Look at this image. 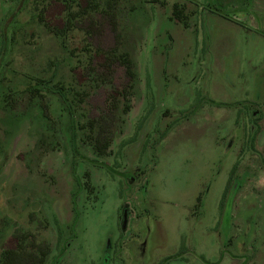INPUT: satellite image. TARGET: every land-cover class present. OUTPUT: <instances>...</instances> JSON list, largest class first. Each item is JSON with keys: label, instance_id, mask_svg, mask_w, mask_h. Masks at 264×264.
I'll return each mask as SVG.
<instances>
[{"label": "rangeland", "instance_id": "rangeland-1", "mask_svg": "<svg viewBox=\"0 0 264 264\" xmlns=\"http://www.w3.org/2000/svg\"><path fill=\"white\" fill-rule=\"evenodd\" d=\"M8 1L6 199L40 220L24 235L44 264H264V0H93L64 33L56 8V37L46 0ZM115 46L134 63L126 113L122 68L102 85L88 65Z\"/></svg>", "mask_w": 264, "mask_h": 264}, {"label": "trees", "instance_id": "trees-1", "mask_svg": "<svg viewBox=\"0 0 264 264\" xmlns=\"http://www.w3.org/2000/svg\"><path fill=\"white\" fill-rule=\"evenodd\" d=\"M72 2L75 7H77V11L74 12V14L71 15V5L69 4L70 2ZM58 4L61 5V15L64 14L66 15V17H69L70 21H66L65 19V25L64 27H60L63 30L62 33L67 32L69 29L68 25L70 23H72L73 21H79L73 25H77L80 22L86 21L87 19H89V16L91 15V11L94 12V10L97 8L94 6H98V3H96L93 0H46V4L42 7V9L39 12V15L37 16V19L39 21V23L41 25L44 26V28H46L48 31L55 33V35L61 33L59 32V30L56 29V27H53V17H55L56 15H54L55 9L59 8ZM84 4V5H83ZM96 4V5H95ZM60 9V8H59ZM53 12V13H52ZM52 13V15H51ZM101 17H106L108 19V24L109 26L112 28V30L114 31V34H116V20L114 18L113 15H109L108 13L106 15H104V13L100 14ZM69 23V24H68ZM89 23L91 25H94L92 22L89 21ZM94 29V26H92ZM92 28H88L85 32L86 35L90 36L92 35V33H88L89 30H91ZM117 46H115V48H113L112 50H109L108 52H102L99 49H95L94 51H92L91 54V58L90 60H88V65H91V63H95L96 65H98V67L100 69H98L99 71H101L99 73V75H97V79L98 82L101 83L102 85H108L109 81H110V77H111V68L114 65H118L122 68L123 73L125 78L127 79V84L121 89V92H117L116 94L118 95L119 99H120V103H122V109L124 111V113H126L128 111V105L126 104L128 102V98L131 95V91L133 90V83L135 81V72H134V63L131 60V58H129V55L123 51L117 50L116 48ZM99 59V60H98ZM94 60V61H93ZM87 69H91V67H87ZM86 69V70H87ZM111 72V73H110ZM95 80L93 79V82ZM96 83V82H95ZM110 85V84H109ZM63 91V90H62ZM58 93V92H57ZM59 97L62 99V101L64 103H66V98L64 93L59 92L58 93ZM84 95L86 94H82L81 97H84ZM113 102H115V107H116V101L113 100ZM125 105V106H124ZM113 106V109H114ZM88 127H90V129L93 127L90 123L87 124ZM104 129L106 130V125H97L96 129L97 130H101ZM101 132H98V135H100ZM104 137V136H103ZM94 139V138H92ZM90 140V138H89ZM101 141H99V139H94L92 140V149L97 153V154H103L106 149L108 148L109 144H104V141L102 143H100ZM103 145H105V147L101 148ZM101 146V147H99ZM197 202H200V199H197ZM14 255L13 257H11V252L9 253V256L7 258V264H20V259L18 256V252L14 251L12 252ZM47 251H42L40 253V257L35 255L32 251H27L25 252L24 258H23V264H43L45 261V258L47 257Z\"/></svg>", "mask_w": 264, "mask_h": 264}, {"label": "flooded vegetation", "instance_id": "flooded-vegetation-1", "mask_svg": "<svg viewBox=\"0 0 264 264\" xmlns=\"http://www.w3.org/2000/svg\"><path fill=\"white\" fill-rule=\"evenodd\" d=\"M58 6L60 9L62 8L60 4H58ZM8 8H9V1L0 0V59H1L0 60V70L2 68L1 61L3 60V57L5 56L7 52V46H8L7 44L8 38L5 35L6 34L5 29H7L6 28L7 23H4V20L6 18V14L4 10L6 11ZM60 90L61 91L59 92L61 93L63 92L65 95V92L62 91L63 89H60ZM4 95L5 96H3V92H0V107L2 111L7 112V110H11V106L10 104L6 106V104L12 103V97L8 93ZM66 100H67L66 103H68L69 100H68L67 95H66ZM25 122H23V124ZM15 129L17 128L15 127ZM12 135H15V134H9L6 137V139L0 140V157H1V161H0V264H7L6 261H7V258L10 252H11V257H13L14 254L12 252L17 251L19 259H20V264H23V258H24L25 252L32 251L35 255L39 256L42 251H47L46 245L41 244L40 242L33 241V240L28 242L29 239H25L24 230L26 226H30L31 223L33 222H34L33 223L34 225L36 222H38L37 220H39L36 217V215L33 212L28 211V209L25 210V208L19 211L17 206L15 210L14 206L9 205L6 199V194L8 193L9 184L12 183V181L14 183L13 170L11 169L12 173H9V174L7 172L5 173V169L8 165L9 158H10L9 142L11 141L13 137ZM19 158H20V155H19Z\"/></svg>", "mask_w": 264, "mask_h": 264}]
</instances>
